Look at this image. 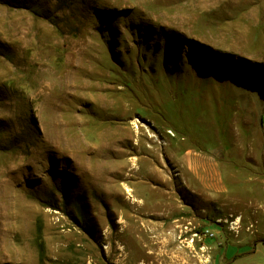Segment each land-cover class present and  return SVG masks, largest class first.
<instances>
[{"label": "rangeland", "instance_id": "rangeland-1", "mask_svg": "<svg viewBox=\"0 0 264 264\" xmlns=\"http://www.w3.org/2000/svg\"><path fill=\"white\" fill-rule=\"evenodd\" d=\"M263 239L264 0H0V264H264Z\"/></svg>", "mask_w": 264, "mask_h": 264}, {"label": "crops", "instance_id": "crops-1", "mask_svg": "<svg viewBox=\"0 0 264 264\" xmlns=\"http://www.w3.org/2000/svg\"><path fill=\"white\" fill-rule=\"evenodd\" d=\"M190 163V159H188V161H187V163ZM191 164V163H190ZM192 164H193V162H192ZM190 168L189 169H191V170H193L194 171V174H195V177L196 178H201L202 179V177H203V175H199L200 173L198 172L200 169H202V167H201V165H194L193 164V167H192V165L191 166H189ZM219 189V188H218Z\"/></svg>", "mask_w": 264, "mask_h": 264}, {"label": "flooded vegetation", "instance_id": "flooded-vegetation-1", "mask_svg": "<svg viewBox=\"0 0 264 264\" xmlns=\"http://www.w3.org/2000/svg\"><path fill=\"white\" fill-rule=\"evenodd\" d=\"M262 247H263V249H264V239H263V241H262Z\"/></svg>", "mask_w": 264, "mask_h": 264}, {"label": "bare ground", "instance_id": "bare-ground-1", "mask_svg": "<svg viewBox=\"0 0 264 264\" xmlns=\"http://www.w3.org/2000/svg\"><path fill=\"white\" fill-rule=\"evenodd\" d=\"M135 225V224H134ZM126 227H128V226H126ZM135 228V227H134ZM137 228V227H136ZM131 232V231H130ZM179 256V255H178Z\"/></svg>", "mask_w": 264, "mask_h": 264}]
</instances>
